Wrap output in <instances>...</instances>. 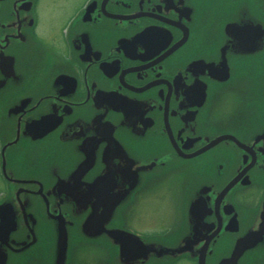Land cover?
Returning <instances> with one entry per match:
<instances>
[{"label": "flooded vegetation", "instance_id": "flooded-vegetation-1", "mask_svg": "<svg viewBox=\"0 0 264 264\" xmlns=\"http://www.w3.org/2000/svg\"><path fill=\"white\" fill-rule=\"evenodd\" d=\"M0 176L8 264H264V0H0Z\"/></svg>", "mask_w": 264, "mask_h": 264}, {"label": "rangeland", "instance_id": "rangeland-1", "mask_svg": "<svg viewBox=\"0 0 264 264\" xmlns=\"http://www.w3.org/2000/svg\"><path fill=\"white\" fill-rule=\"evenodd\" d=\"M5 184L3 179L0 176V193L4 190ZM172 192V190H170ZM169 190H166L164 192V195L162 197H159V199H150L146 203V209H144L142 212L138 213V218L136 216V219L134 221V226L131 225L132 228H135L137 230H141L142 228H147L141 231H147L151 234H160L162 231H167V229H163V226L158 224V226L152 225V222L157 223L162 221L164 218V215L166 219L169 222L173 221V204L172 201L174 200L173 194H170ZM1 196V195H0ZM140 215V217H139ZM148 229H151L150 231ZM163 229V230H162ZM76 246L74 247L73 254L71 255L72 264H96L99 262V264H109V253L102 252V251H95L92 249V251L87 250L86 248H92L91 246ZM46 247H42V250H44ZM193 249L191 248L190 251ZM193 252V251H192ZM73 256V257H72ZM94 256L97 258L95 259ZM35 256H32L31 261L33 260ZM27 258V257H26ZM34 261V260H33ZM97 261V262H96ZM34 262H37L35 260ZM32 262L31 264H33ZM48 262V255L47 259L44 258V261L42 264H46ZM174 264H195V262L187 259V258H181Z\"/></svg>", "mask_w": 264, "mask_h": 264}, {"label": "water", "instance_id": "water-1", "mask_svg": "<svg viewBox=\"0 0 264 264\" xmlns=\"http://www.w3.org/2000/svg\"><path fill=\"white\" fill-rule=\"evenodd\" d=\"M3 203H0V264H8V256L7 251L5 247L8 245V238L9 234L15 229L16 224L14 221V216L12 213H4L3 212ZM122 235L121 241H116V243H120V260L122 264H132L134 262H138V260L134 261V259L140 257V252L136 251L135 247L131 245L130 243V237L132 235H129L128 232L118 231L117 235ZM157 246L152 245V250H154ZM160 248L156 253L158 254H164L168 256H178L181 254H188L194 259L195 256H193L190 252L180 251L177 249H171L166 247H157ZM57 255L59 262L58 264H64V260L66 257V234L63 232V235L61 236V239L58 242L57 247ZM197 264H204L203 255H201L198 258Z\"/></svg>", "mask_w": 264, "mask_h": 264}]
</instances>
